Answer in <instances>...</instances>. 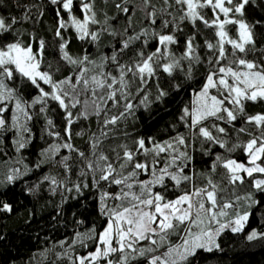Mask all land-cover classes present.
Listing matches in <instances>:
<instances>
[{
	"label": "trees",
	"instance_id": "16d2710c",
	"mask_svg": "<svg viewBox=\"0 0 264 264\" xmlns=\"http://www.w3.org/2000/svg\"><path fill=\"white\" fill-rule=\"evenodd\" d=\"M194 1L195 17L181 0H0V54L29 50L48 79L0 67V264H77L113 216L198 191L212 195L204 213L102 264H264L261 176L226 168L263 148L264 170V96L220 84L264 77V0H223L227 17L222 0ZM85 16L81 37L70 22ZM199 95L219 106L195 120Z\"/></svg>",
	"mask_w": 264,
	"mask_h": 264
},
{
	"label": "rangeland",
	"instance_id": "374dc122",
	"mask_svg": "<svg viewBox=\"0 0 264 264\" xmlns=\"http://www.w3.org/2000/svg\"><path fill=\"white\" fill-rule=\"evenodd\" d=\"M181 1L185 4L190 16L195 17L198 6L197 3L194 0ZM214 5L222 12L224 17H227L229 11L224 10L223 0L218 1ZM66 8H68V6H66ZM70 23L81 37L87 34L86 26L88 18L86 16L82 21L71 20ZM238 32L239 42L236 46L242 48L249 41V34L243 24H239ZM8 64H13L21 74L33 81L48 83V79L41 76L38 71L35 59L29 50L10 47L3 54H0V67H4ZM5 71L9 74V70ZM224 73L225 78L221 80V87L229 91L235 99L245 95L264 96V93H262L261 90L259 91V89L264 86V77L261 74L246 73L242 75L233 72ZM227 75L229 79L226 78ZM229 80L234 82V84L232 85ZM214 83L215 82L209 80L205 85V89L212 88V86L216 87L219 84L215 85ZM10 98V95H6L2 92L0 86V104L3 102L6 103L5 106H2L0 109L8 107ZM197 98V102L193 109L195 120H199V118L205 115V110L207 108L210 113L216 112L219 102L215 97L210 95H199ZM262 149L263 148H258L252 152L248 160V165L246 166L233 161L227 163L226 168L232 173L233 178H237L241 174L245 176L259 174L261 178L254 181V186L256 188H262L264 186V170L257 164ZM211 200L212 195L203 191L181 196L170 204H162L158 198L146 200L145 202L113 216L109 220L105 230L101 233L100 243L95 252L87 254L85 257H77L73 261L77 264H102L101 260H104V258H108V256L115 252L130 249L131 246L144 240L147 236L149 237L154 233L170 228L175 221L184 223L190 218L201 215L205 212V203L211 202ZM246 219L247 215L243 216L240 220L224 225L223 228L230 229L234 232L240 231L244 227ZM78 241L79 242L74 243L72 246L82 243V240ZM201 245L206 249H210L216 246V242H203ZM67 252L68 250L65 251V255Z\"/></svg>",
	"mask_w": 264,
	"mask_h": 264
}]
</instances>
